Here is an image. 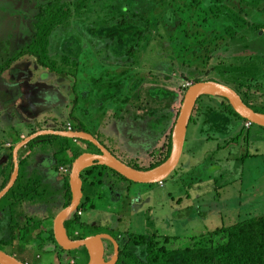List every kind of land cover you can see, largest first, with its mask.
<instances>
[{"label":"rangeland","instance_id":"1","mask_svg":"<svg viewBox=\"0 0 264 264\" xmlns=\"http://www.w3.org/2000/svg\"><path fill=\"white\" fill-rule=\"evenodd\" d=\"M137 30L142 37L133 40ZM33 45H41L39 54L14 60ZM8 63L0 73V190L16 145L44 129L82 126L129 165L147 169L168 154L194 83L219 81L264 107V0H0V66ZM122 78L119 96L105 101L97 93ZM228 106L220 95L198 98L181 162L162 183L88 164L78 215L65 228L80 237L113 230L117 264H135L122 254L126 247L147 261L149 243L175 250L264 215V127L248 126ZM75 147L99 150L60 136L23 148L19 180L0 200V249L32 264L90 262V246L65 250L54 234L73 190ZM27 226L32 240H25ZM107 243L110 262L115 251Z\"/></svg>","mask_w":264,"mask_h":264},{"label":"water","instance_id":"2","mask_svg":"<svg viewBox=\"0 0 264 264\" xmlns=\"http://www.w3.org/2000/svg\"><path fill=\"white\" fill-rule=\"evenodd\" d=\"M203 93H211L213 95H220L226 97L234 109L247 121L264 127V113H259L249 106L239 92L233 87L215 80L199 81L191 85L185 95L182 103L179 117L176 121L173 138H172V152L169 159L154 169H139L129 165L118 156H116L103 142H101L95 135L87 131L77 130H58V129H44L39 130L22 141H20L14 149V171L7 186L0 191V200H2L14 187L20 175V151L26 147L33 140L47 135H56L74 140H84L94 144L100 153L85 152L80 155L73 164L72 180H73V198L71 204L65 207L56 216L54 221V234L58 244L65 250H76L83 246L91 247V260L88 264H117L119 259V243L109 234L100 233L91 235L81 239H71L67 235L64 223L66 219L79 209L83 198V178L82 172L85 165V159L90 157L93 161H97L114 171L121 174L130 181L143 184H156L165 181L179 166L181 158L184 154L185 145L187 141V134L193 111L195 109L198 98ZM168 164L167 168L162 169ZM162 169V170H161ZM104 239L111 240L115 245V254L112 261L106 260V249ZM96 247L95 253H92V246ZM28 264L17 256L9 254L0 250V264Z\"/></svg>","mask_w":264,"mask_h":264},{"label":"trees","instance_id":"3","mask_svg":"<svg viewBox=\"0 0 264 264\" xmlns=\"http://www.w3.org/2000/svg\"><path fill=\"white\" fill-rule=\"evenodd\" d=\"M40 25L41 26L39 27V33L42 32V27L44 24L40 22ZM142 34L143 32H141V30H137V33L133 34V40L136 39L137 37H139L140 39L142 37ZM109 36L115 39L117 33L115 34L112 33ZM38 40L39 41L37 42V44L40 43L41 38ZM126 41L127 40L125 38L122 37L118 38V43H121L122 45L126 44ZM40 48L41 45H33L30 48L31 50H25L18 53L17 56L14 58V60H18L24 55L29 54L30 52L34 54H39ZM9 66L10 63L0 66V73H2L4 69L8 68ZM107 73L111 74L112 72L108 70ZM118 76L126 79V73L124 71L118 74ZM123 78L119 80H115L114 82L102 83L98 85L96 88L97 93H99L100 97L105 101H108L110 99L119 96L120 91L125 82ZM100 79L101 78H99V81ZM239 94L241 95L240 92ZM242 98L254 110H256L259 113H264V107L255 106L252 103L248 102L243 96ZM223 99L229 104L228 107H231L233 109V112L235 113L236 116L242 117L234 109V107L226 97H223ZM74 130L87 131L82 126H79V128L74 127ZM55 136L56 135H47V137H55ZM65 139L71 140L70 138H65ZM72 140L74 142L76 141L74 139ZM79 142L87 143L90 144L91 146L94 145L91 142H87L84 140H79ZM73 150L75 154L74 156L77 158L84 153L81 152L80 149H78L77 147L73 148ZM22 152L23 149H21L20 155H22ZM171 152H172V141L170 142L169 145L168 154L164 158H162L158 163L153 164L147 169H154L164 164L171 156ZM14 166L15 164H14V154H13L12 170L9 174V178L6 179L2 189H4L9 183L12 173L14 171ZM139 169H143V168H139ZM116 173L119 174L118 172ZM72 198H73V193L72 190L70 189L68 205L71 204ZM74 215L76 217L78 215V211H76ZM76 221H78V218H75L74 221H71V223H77ZM68 227L71 228V224L68 225ZM75 230L76 228L72 230L73 236H75L74 235ZM93 230L94 231L91 233V235L101 232L99 228ZM210 233H213L211 234L210 237L207 238L202 237L201 239L194 242L192 245L181 247L175 250H169L166 247H160L157 248L158 250L156 251L154 250L153 246L149 243V245H147L146 247V253L149 255L147 261L139 259L137 257V253H136L137 251L134 250L135 248L133 250H130L128 247H126L125 252H123L122 254H124L125 257L132 260L135 264H264V215L253 216L251 218L233 223L230 226H225V227L222 226L220 227L219 230H212L210 231ZM221 233H225L226 236L221 235ZM25 234H26L25 240L27 239L32 240L33 233H31L30 228L27 229ZM27 234L29 235L28 238H27ZM218 236L224 237L225 240L220 243L211 242L213 239H216V237ZM74 238L81 239L82 237L75 236ZM145 239H146L145 237H142V240ZM22 260L26 263L31 264L29 261H26L25 259ZM145 261L148 263H146Z\"/></svg>","mask_w":264,"mask_h":264},{"label":"flooded vegetation","instance_id":"4","mask_svg":"<svg viewBox=\"0 0 264 264\" xmlns=\"http://www.w3.org/2000/svg\"><path fill=\"white\" fill-rule=\"evenodd\" d=\"M94 153H100V151L98 150V152H96V151H94ZM121 159V158H120ZM111 169V168H110ZM113 170V169H112ZM67 207V206H66ZM27 229H29L28 228V226L27 227H24V228H22V230L23 231H27ZM66 230H67V235L71 238V239H75L74 237L76 236V237H80V236H78V235H76V234H74L75 236H73V233H72V229L70 228V227H68L67 226V228H66ZM25 231V232H26ZM94 231V230H93ZM100 233H106V234H109V235H112L116 240H117V238L115 237L116 236V234H115V232L113 231V230H110V229H105V230H102L101 232H98V233H95V234H93V235H97V234H100ZM82 238H84V237H82ZM118 241V240H117ZM107 242H109L113 247H114V251H115V245H114V243L111 241V240H109V239H104V243H105V249H106V253H107V251L111 248V246L107 243ZM119 243V242H118ZM119 249H120V244H119ZM0 250H2V249H0ZM3 251H5V250H3ZM5 252H7V253H9L8 251H5ZM9 254H12V253H9ZM114 254H115V252H114ZM12 255H15V254H12ZM120 255H121V249H120V252H119V258H120ZM15 256H17L19 259H23L22 257H20V256H18V255H15ZM106 260H107V257H106ZM23 261V260H22ZM118 261H119V259H118ZM117 261V262H118ZM29 264V263H28ZM32 264V263H31ZM34 264V263H33Z\"/></svg>","mask_w":264,"mask_h":264},{"label":"bare ground","instance_id":"5","mask_svg":"<svg viewBox=\"0 0 264 264\" xmlns=\"http://www.w3.org/2000/svg\"><path fill=\"white\" fill-rule=\"evenodd\" d=\"M92 162H93V158L88 157V158L85 159V165L91 164ZM167 166H168V164H166L165 166H163L162 169L167 168ZM91 246H92V253L94 254L95 253V250H96V247L94 245H91ZM5 263L6 264H9V263H7V261Z\"/></svg>","mask_w":264,"mask_h":264},{"label":"built area","instance_id":"6","mask_svg":"<svg viewBox=\"0 0 264 264\" xmlns=\"http://www.w3.org/2000/svg\"><path fill=\"white\" fill-rule=\"evenodd\" d=\"M252 123L250 121H248V126H251ZM73 127V126H72ZM71 126L69 127V130H74Z\"/></svg>","mask_w":264,"mask_h":264},{"label":"crops","instance_id":"7","mask_svg":"<svg viewBox=\"0 0 264 264\" xmlns=\"http://www.w3.org/2000/svg\"><path fill=\"white\" fill-rule=\"evenodd\" d=\"M20 165H21V164H20ZM20 173H21V167H20ZM19 177H20V175H19ZM18 180H19V178H18ZM18 180H17V181H18ZM1 183H2V182H1ZM2 184H3V183H2ZM1 189H2V188H1ZM2 190H3V189H2Z\"/></svg>","mask_w":264,"mask_h":264}]
</instances>
